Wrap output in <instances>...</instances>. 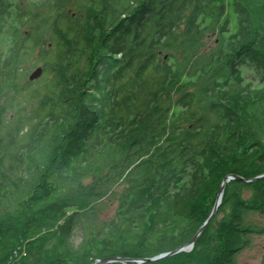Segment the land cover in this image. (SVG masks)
<instances>
[{"label": "trees", "instance_id": "16d2710c", "mask_svg": "<svg viewBox=\"0 0 264 264\" xmlns=\"http://www.w3.org/2000/svg\"><path fill=\"white\" fill-rule=\"evenodd\" d=\"M263 173L264 0H0V264H237Z\"/></svg>", "mask_w": 264, "mask_h": 264}, {"label": "rangeland", "instance_id": "374dc122", "mask_svg": "<svg viewBox=\"0 0 264 264\" xmlns=\"http://www.w3.org/2000/svg\"><path fill=\"white\" fill-rule=\"evenodd\" d=\"M38 66V65H37ZM36 65L28 64L29 72L32 71ZM249 75H247V78ZM118 190H121L122 187H117ZM241 196L243 199H249L251 196V192L248 189H243L241 192ZM104 206L102 209V217L108 218L113 216L116 208V202L111 201V199L103 202ZM224 212H220L217 214L215 219H220L223 216ZM248 218L253 222L260 226H264V213L254 212L248 215ZM76 240L79 239L78 233L74 235ZM164 253V252H163ZM161 254V253H160ZM138 263L142 261H138L140 259H135ZM237 264H264V234H252L250 236V244L249 246L242 249L236 256Z\"/></svg>", "mask_w": 264, "mask_h": 264}, {"label": "water", "instance_id": "95a60500", "mask_svg": "<svg viewBox=\"0 0 264 264\" xmlns=\"http://www.w3.org/2000/svg\"><path fill=\"white\" fill-rule=\"evenodd\" d=\"M42 73H43V68H42V66L38 65L32 71H30L28 73V77L27 78H28V80L33 81V80L38 79L42 75ZM261 176H264V173L261 174V175L256 176L255 178H258V177H261ZM232 179H239V180H242L244 182L245 181L248 182V181L252 180V179H248V178H243L242 176L237 175V174H228L221 181L220 189H219V192L217 194V197H216V200L214 202V205H213V207H212V209L210 211V214L204 220V222L201 224V226L197 229V231L193 235V237L185 245H183L182 247H180L178 249H175V250H172V251H168V252H164V253L158 254V255L153 256V257H146V258L140 259L138 261H147V260L154 261V260H158L160 258H163L165 256L177 253V252H179L181 250H186V251L191 250V248L193 247V243H194L196 237L203 231L205 226L210 222L212 217L215 215V213H216V211H217V209H218V207H219V205L221 203V199H222L225 183L230 181V180H232ZM130 260H132V259L121 257V256H108V257H103V258L97 259V260H95L94 262H92L90 264H106V263H110V262H122V263L126 264Z\"/></svg>", "mask_w": 264, "mask_h": 264}]
</instances>
